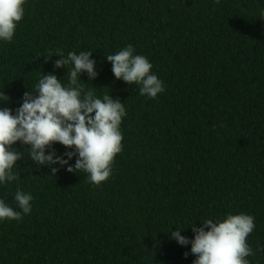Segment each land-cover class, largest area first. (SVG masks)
Listing matches in <instances>:
<instances>
[{"label":"trees","instance_id":"1","mask_svg":"<svg viewBox=\"0 0 264 264\" xmlns=\"http://www.w3.org/2000/svg\"><path fill=\"white\" fill-rule=\"evenodd\" d=\"M24 7L13 40L0 41V92L9 97L0 107L17 108L42 73L67 80L66 66H54L58 51H91L98 76L88 82L85 72L80 82L119 98L127 114L122 151L100 185L66 165L53 175L26 146H12L25 156L0 199L15 208L23 189L32 211L0 221V264H192L191 245L171 232L184 228L192 238L190 225L229 212L254 216L246 259L264 264V0H26ZM128 44L164 82L156 98L114 76L106 56Z\"/></svg>","mask_w":264,"mask_h":264},{"label":"clouds","instance_id":"2","mask_svg":"<svg viewBox=\"0 0 264 264\" xmlns=\"http://www.w3.org/2000/svg\"><path fill=\"white\" fill-rule=\"evenodd\" d=\"M25 3L26 0H0V41L13 40L18 22L25 14ZM259 16L264 18V8ZM92 53L72 51L65 56L58 51L55 55L61 58L54 66H66L67 80L52 72L42 73L35 88L24 93L17 108L0 107V186L18 180L14 169L25 152L12 147L17 142L26 146L24 149L37 167L47 165L53 175L59 171L56 165H66L69 172L86 173L95 185L110 177L114 158L123 148L121 124L127 113L119 98L109 93L97 96L80 82L85 72L88 82L98 76ZM106 59L112 63L116 79L139 85L141 96L156 98L165 91L164 82L152 72L149 58L136 53L133 45L128 44ZM8 100L5 92H0V104ZM57 142L72 150L57 154L54 148ZM74 157L73 165L70 161ZM14 200L15 208L0 199V221H19L31 213L30 192L17 188ZM254 220V216L245 212H229L224 217L200 220L199 227L195 223L190 225L192 238L182 235L184 228L180 227L171 232V238L180 245H191L190 251L196 257L192 264H249L246 258L253 255V249L247 237L255 228Z\"/></svg>","mask_w":264,"mask_h":264}]
</instances>
